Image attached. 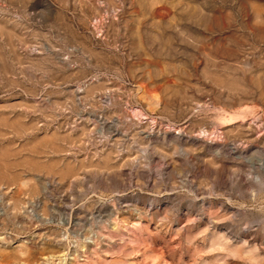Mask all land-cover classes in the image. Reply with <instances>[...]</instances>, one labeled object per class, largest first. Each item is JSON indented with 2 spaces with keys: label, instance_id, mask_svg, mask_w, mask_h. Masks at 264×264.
I'll list each match as a JSON object with an SVG mask.
<instances>
[{
  "label": "rangeland",
  "instance_id": "obj_1",
  "mask_svg": "<svg viewBox=\"0 0 264 264\" xmlns=\"http://www.w3.org/2000/svg\"><path fill=\"white\" fill-rule=\"evenodd\" d=\"M0 264H264V0H0Z\"/></svg>",
  "mask_w": 264,
  "mask_h": 264
}]
</instances>
